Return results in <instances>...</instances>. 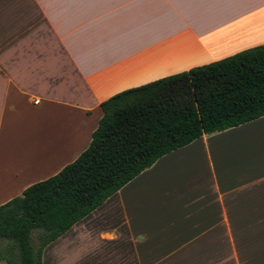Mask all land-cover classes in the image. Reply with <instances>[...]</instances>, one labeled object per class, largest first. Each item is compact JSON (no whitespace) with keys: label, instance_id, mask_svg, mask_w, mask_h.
I'll return each mask as SVG.
<instances>
[{"label":"crops","instance_id":"obj_1","mask_svg":"<svg viewBox=\"0 0 264 264\" xmlns=\"http://www.w3.org/2000/svg\"><path fill=\"white\" fill-rule=\"evenodd\" d=\"M260 44L264 0H0V204L71 162L110 95ZM40 260L264 264V114L161 155Z\"/></svg>","mask_w":264,"mask_h":264},{"label":"trees","instance_id":"obj_2","mask_svg":"<svg viewBox=\"0 0 264 264\" xmlns=\"http://www.w3.org/2000/svg\"><path fill=\"white\" fill-rule=\"evenodd\" d=\"M87 146L0 204V259L42 248L161 155L264 114V44L118 91L99 103ZM33 240V243H32Z\"/></svg>","mask_w":264,"mask_h":264},{"label":"rangeland","instance_id":"obj_3","mask_svg":"<svg viewBox=\"0 0 264 264\" xmlns=\"http://www.w3.org/2000/svg\"><path fill=\"white\" fill-rule=\"evenodd\" d=\"M32 243H33V240H32ZM0 244H2V243L0 242Z\"/></svg>","mask_w":264,"mask_h":264}]
</instances>
